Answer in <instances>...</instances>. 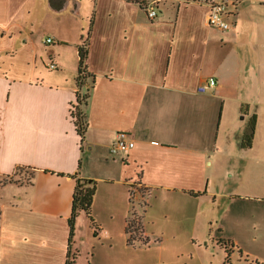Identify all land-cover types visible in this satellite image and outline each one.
<instances>
[{
  "label": "crops",
  "instance_id": "obj_1",
  "mask_svg": "<svg viewBox=\"0 0 264 264\" xmlns=\"http://www.w3.org/2000/svg\"><path fill=\"white\" fill-rule=\"evenodd\" d=\"M218 3L229 14L225 31L207 24ZM156 7L149 20L124 0H0V264H65L82 244L93 250L85 264H223L220 241L236 248L230 261L246 255L224 221L239 230L255 209L215 186L248 151L241 140L250 119L254 133L264 126L255 90L264 0H157ZM84 43L81 138L69 113ZM211 79L215 86L198 93ZM118 133L134 148L111 156ZM76 180L93 182L90 230L81 236L76 217L69 240ZM158 191L183 199L177 227L185 243L169 230L167 243L164 233L148 236L144 195ZM132 212L145 246L126 243ZM217 246L220 258L211 253Z\"/></svg>",
  "mask_w": 264,
  "mask_h": 264
},
{
  "label": "rangeland",
  "instance_id": "obj_2",
  "mask_svg": "<svg viewBox=\"0 0 264 264\" xmlns=\"http://www.w3.org/2000/svg\"><path fill=\"white\" fill-rule=\"evenodd\" d=\"M255 60L263 66L258 73L255 90L257 89L259 98H264V36L256 42ZM230 169V172L220 177L215 190L237 195L241 200L238 201V204L242 209H255V220L249 221L253 215L242 218L243 226L239 230L236 226L237 223L235 224L225 218V232L238 240L244 253H246L243 255L244 257L235 253L230 264H247L245 257H248V261L253 262V264L255 257L264 261V126L260 125L256 129L251 149L242 151L241 159H236V163ZM138 201H140L139 197ZM132 202L131 205L133 204L134 207L131 209L138 211L136 202ZM144 203L147 210L144 215L142 213V216L144 217L145 229L149 233L148 236L153 238V235L157 234L158 237H162L160 233H164L166 235L164 242L167 243L171 240V237L167 236V230H169L174 232L178 240L183 239V243L187 241L188 235L184 236V233L177 227V214L185 208L184 201L179 195L159 191L149 192L144 195ZM77 218H79L77 231L81 236H84L83 234L90 230L89 219L84 213H79ZM202 246L204 247V243ZM90 247L87 244H82L80 252L78 254L73 253L77 257L75 264H85L87 259H91L93 250ZM208 247L211 248V245ZM218 248L219 246L215 247L214 251L211 252L216 258H220V254H222ZM206 252L204 256L209 255ZM193 264H198V261L195 260Z\"/></svg>",
  "mask_w": 264,
  "mask_h": 264
},
{
  "label": "trees",
  "instance_id": "obj_3",
  "mask_svg": "<svg viewBox=\"0 0 264 264\" xmlns=\"http://www.w3.org/2000/svg\"><path fill=\"white\" fill-rule=\"evenodd\" d=\"M127 3H131L137 6L141 10H145L146 6L154 0H124ZM194 1V0H193ZM86 44L84 43L82 47L78 50L79 62H78V75L76 83L79 91L76 93L75 101L70 105L69 118L73 124L76 133L82 138L85 131V121L82 114V108L86 106L87 100L89 98L88 91L85 90L83 81L86 77V72L84 68V60L86 58ZM255 129V118L254 116L250 119L247 130L242 135L241 148L244 150H249L253 143ZM94 195L93 182L86 180H76V185L73 192L72 205H71V215L68 220L69 225V240L72 236L74 222L79 213H84L89 221V211L92 204V199ZM143 228L141 223V218L135 213H131L129 219L125 226V236L126 243L129 246H145L148 244V239L143 236ZM220 247L223 249L225 258L223 264H230L229 255L236 249L229 241H220ZM74 255L68 256L65 264H73Z\"/></svg>",
  "mask_w": 264,
  "mask_h": 264
},
{
  "label": "built area",
  "instance_id": "obj_4",
  "mask_svg": "<svg viewBox=\"0 0 264 264\" xmlns=\"http://www.w3.org/2000/svg\"><path fill=\"white\" fill-rule=\"evenodd\" d=\"M157 0L150 2L145 8V14L149 20H153L157 16ZM209 14L207 16V24L210 27L217 28L220 30H227L228 24L226 18L228 17L227 7L223 3L211 4ZM47 44L52 43L50 39L45 41ZM49 69H55L53 64L49 65ZM215 86L214 80H209L206 84L201 85L197 88V92L203 94L207 89L213 88ZM134 148L133 140L129 139L124 133H118L115 141L109 148V154L111 156L124 155ZM136 190H134L130 195L131 198L135 196Z\"/></svg>",
  "mask_w": 264,
  "mask_h": 264
},
{
  "label": "water",
  "instance_id": "obj_5",
  "mask_svg": "<svg viewBox=\"0 0 264 264\" xmlns=\"http://www.w3.org/2000/svg\"><path fill=\"white\" fill-rule=\"evenodd\" d=\"M86 90H87V87H86Z\"/></svg>",
  "mask_w": 264,
  "mask_h": 264
}]
</instances>
